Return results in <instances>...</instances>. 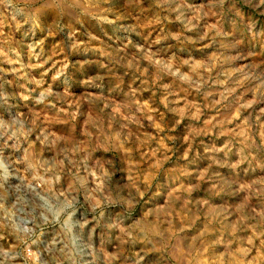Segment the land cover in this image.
I'll return each instance as SVG.
<instances>
[{"label": "rangeland", "instance_id": "obj_1", "mask_svg": "<svg viewBox=\"0 0 264 264\" xmlns=\"http://www.w3.org/2000/svg\"><path fill=\"white\" fill-rule=\"evenodd\" d=\"M0 264H264V0H0Z\"/></svg>", "mask_w": 264, "mask_h": 264}]
</instances>
